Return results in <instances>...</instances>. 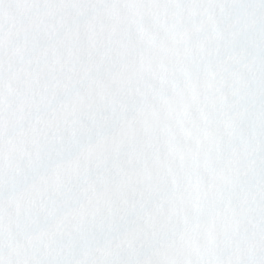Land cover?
<instances>
[{"label": "snow or ice", "instance_id": "1", "mask_svg": "<svg viewBox=\"0 0 264 264\" xmlns=\"http://www.w3.org/2000/svg\"><path fill=\"white\" fill-rule=\"evenodd\" d=\"M0 264H264V0H0Z\"/></svg>", "mask_w": 264, "mask_h": 264}]
</instances>
